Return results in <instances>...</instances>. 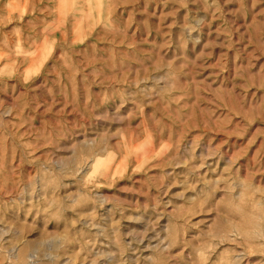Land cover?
Segmentation results:
<instances>
[{
  "label": "rangeland",
  "instance_id": "374dc122",
  "mask_svg": "<svg viewBox=\"0 0 264 264\" xmlns=\"http://www.w3.org/2000/svg\"><path fill=\"white\" fill-rule=\"evenodd\" d=\"M0 264H264V0H0Z\"/></svg>",
  "mask_w": 264,
  "mask_h": 264
}]
</instances>
